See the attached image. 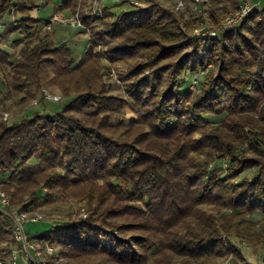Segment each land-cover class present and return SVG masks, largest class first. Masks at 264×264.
I'll return each mask as SVG.
<instances>
[{"label":"trees","instance_id":"trees-1","mask_svg":"<svg viewBox=\"0 0 264 264\" xmlns=\"http://www.w3.org/2000/svg\"><path fill=\"white\" fill-rule=\"evenodd\" d=\"M135 1L121 14L109 8L102 17L82 16L89 44L75 64L55 31L32 16L33 0H0V26L21 15L0 39L18 32L31 39L14 61L0 46L5 94L31 103L36 91L55 86L72 98L58 113L11 125L0 106V189L20 211L58 201L82 206L85 218L77 213L34 237L69 264H254L236 241L264 249V10L209 40L208 51L183 14L159 0ZM77 3L65 5L75 10ZM104 57L121 67L129 100L108 94ZM202 68V88H184L182 77ZM126 108L136 114L129 123ZM256 213L262 218L251 220ZM11 240L0 213V244Z\"/></svg>","mask_w":264,"mask_h":264},{"label":"rangeland","instance_id":"rangeland-1","mask_svg":"<svg viewBox=\"0 0 264 264\" xmlns=\"http://www.w3.org/2000/svg\"><path fill=\"white\" fill-rule=\"evenodd\" d=\"M33 1H34L33 4L35 6H41L44 4L43 0H33ZM152 1H156V0H152ZM159 1L165 6L183 14L184 18L189 23L190 28L191 29L193 28L192 36L196 38L195 31L197 29L203 28L206 30L208 28H215L221 22V20L224 19L225 11L233 13L239 5L243 4L247 0H215L216 3H214L213 0H208L206 3H200L197 2L196 0H159ZM252 1L253 0H250V2ZM65 3L66 0H49V3L47 5H43L41 9H37L38 10L37 18L42 22H45L51 16L54 15V12L58 13L56 11L57 8L61 9L60 13L64 15L71 14L78 9L81 10L82 16H88L89 14L92 13V12L90 13V11L88 10V7L90 6V0H78L75 10L67 9ZM105 6L108 7L106 9L111 8L113 14H121L125 11V9L131 8L130 10H132L133 8V6L129 3L124 4L122 6H118V3L113 2L112 0H107L105 2ZM138 6L143 7L144 4L140 3L138 4ZM258 10H264V9H258ZM212 14L216 15V17H219V19L221 18L218 24L214 23L215 21L212 17ZM92 15L94 16L93 13ZM20 16L21 15H16L14 17L16 18L15 20H20L19 19ZM14 18L11 15L5 18L1 23L0 32H3L4 28L7 25L13 24ZM19 24L18 22L14 23V25H19ZM27 24L31 25L30 23ZM35 28H37L36 32L39 35L43 37L45 36L44 33L45 30L43 25H36ZM85 29H86L85 26L81 28H72V27H65L62 25H56L55 28L52 29L55 31V39H56L55 41L58 44L64 43L71 50L72 59L74 60L75 64H78L81 61V59L84 57L87 51V47L89 44V35L85 33L86 31ZM52 30H48L50 31V34ZM34 36L36 35L34 34ZM27 37H28L27 35L25 36L18 32L14 34H9L6 38L0 39V46H2L4 50L10 52L13 55L10 59L11 61L12 60L14 61L16 55H18V53L23 48V46H25L29 42V40H31L30 38ZM201 49H204V46H201ZM210 49L211 46L207 48L208 51ZM98 50L102 51L103 48L98 47ZM190 50H191L190 48L185 49L183 54H187L188 52H190ZM202 54L203 53L200 52L201 56ZM103 64L106 66L105 71H103L104 72L103 80L107 84L108 94L116 97H121L125 100H129V92L127 91L126 84L120 79L118 75V70L121 67L118 66L117 68L116 66L112 65L105 57L103 58ZM7 70L10 71V68H8ZM205 73L206 72L204 71V68H202L201 71L197 74L195 73L193 74L190 72L187 73L185 76L182 77V86H184V88H188L192 92L199 91L203 86L201 83L204 80ZM5 92L6 90L0 78V106H2L4 110L3 121L8 123L9 125L18 123L25 118H31L36 112H40V114L43 113L46 114L48 112L50 115L58 113L62 111V109L72 99V98L71 99L66 98L60 92V90L55 86L46 87V89L43 91V94L42 92L38 93L36 91L34 98L32 100H29L31 101V103H27V102L20 103L18 100L12 99L9 96H7ZM53 97L60 98V101L56 102L50 100ZM123 113L126 116V120L124 123H129L131 118L136 117V114H134L129 108L124 109ZM6 114H7V119H5ZM209 118L210 120H212L211 123H219L220 121H222L221 117L210 116ZM215 165H218L219 167L221 166L224 169L227 168V163L225 161H221V162L218 161L215 163ZM252 172L253 170L245 171L236 179V181H239L244 177L250 176ZM224 173H226V171H224ZM77 213H81V215L84 218L87 216L85 210L84 209L82 210V206L80 204L73 202H66V201H58L53 205L31 210L30 217H36L39 220L28 221L26 228L30 237L34 240H37L34 238L35 236L36 237L41 236L49 232L51 228H59L61 226L68 224L73 220L78 219V215L76 216ZM261 218L262 216L258 213L250 216V219L253 221H258ZM103 241H102L103 249L112 250L113 243L106 241L103 243ZM236 242L238 245L239 242L238 241ZM240 244L242 246L241 249L244 255L247 257V259L250 262L254 264H264L263 248L249 247L248 245L246 244L244 245L243 243ZM5 245L7 244H3V243L0 244V248L4 247ZM7 246L8 249H10L11 247L13 248L12 240L10 244H8ZM5 259L8 260V257H6ZM18 264H26L25 259L22 255L19 257Z\"/></svg>","mask_w":264,"mask_h":264},{"label":"built area","instance_id":"built-area-1","mask_svg":"<svg viewBox=\"0 0 264 264\" xmlns=\"http://www.w3.org/2000/svg\"><path fill=\"white\" fill-rule=\"evenodd\" d=\"M107 0H90L88 10L94 16H103V11L108 8L105 6ZM118 4L136 2L135 0H112ZM200 3H206L208 0H196ZM256 9H264V0L245 1L240 5L239 9L222 20L215 28L197 29L195 31L198 44L209 48V40L223 36L239 25ZM15 8L12 7V12ZM14 18V17H13ZM14 18L13 23L18 21ZM19 23V22H18ZM46 30H52L56 25L65 27L81 28L84 27L82 12L80 9L71 14L54 13L47 21L43 22ZM208 64L207 69L211 68ZM50 99V98H49ZM50 100L60 101V98L53 97ZM7 119V114L5 115ZM0 213L5 218L12 229V244L10 248L8 260H0V264H18L19 257L22 255L26 264H69L60 254L59 249L51 244L41 245L37 240L30 237L26 225L30 220H39L36 217H30V212L20 211L12 207L11 198L5 191L0 189ZM240 245V243H239Z\"/></svg>","mask_w":264,"mask_h":264},{"label":"crops","instance_id":"crops-1","mask_svg":"<svg viewBox=\"0 0 264 264\" xmlns=\"http://www.w3.org/2000/svg\"><path fill=\"white\" fill-rule=\"evenodd\" d=\"M41 7H43V5H41V6H36V8H35L33 11H31L32 16L35 17V15H36V18H37V14H38V10H37V9H41ZM54 13H55V12H54Z\"/></svg>","mask_w":264,"mask_h":264}]
</instances>
